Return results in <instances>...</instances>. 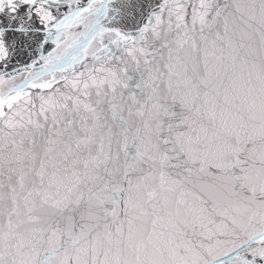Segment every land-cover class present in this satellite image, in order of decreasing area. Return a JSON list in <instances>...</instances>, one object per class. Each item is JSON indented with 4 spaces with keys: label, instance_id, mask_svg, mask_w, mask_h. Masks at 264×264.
I'll use <instances>...</instances> for the list:
<instances>
[{
    "label": "snow or ice",
    "instance_id": "obj_1",
    "mask_svg": "<svg viewBox=\"0 0 264 264\" xmlns=\"http://www.w3.org/2000/svg\"><path fill=\"white\" fill-rule=\"evenodd\" d=\"M0 264H264V0H0Z\"/></svg>",
    "mask_w": 264,
    "mask_h": 264
}]
</instances>
